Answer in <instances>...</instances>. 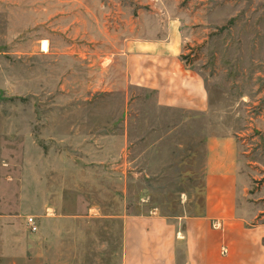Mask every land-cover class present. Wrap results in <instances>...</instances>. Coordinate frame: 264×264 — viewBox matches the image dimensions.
<instances>
[{
	"label": "rangeland",
	"instance_id": "1",
	"mask_svg": "<svg viewBox=\"0 0 264 264\" xmlns=\"http://www.w3.org/2000/svg\"><path fill=\"white\" fill-rule=\"evenodd\" d=\"M159 57L207 112L159 104ZM224 135L264 207V0H0V264H121L116 218L193 212Z\"/></svg>",
	"mask_w": 264,
	"mask_h": 264
},
{
	"label": "crops",
	"instance_id": "2",
	"mask_svg": "<svg viewBox=\"0 0 264 264\" xmlns=\"http://www.w3.org/2000/svg\"><path fill=\"white\" fill-rule=\"evenodd\" d=\"M144 77L165 107L207 112L204 82L179 60L154 59ZM144 68V67H143ZM238 142L213 136L205 145L204 201L166 216L158 209L121 220V264H264V207L239 201L245 186Z\"/></svg>",
	"mask_w": 264,
	"mask_h": 264
},
{
	"label": "built area",
	"instance_id": "3",
	"mask_svg": "<svg viewBox=\"0 0 264 264\" xmlns=\"http://www.w3.org/2000/svg\"><path fill=\"white\" fill-rule=\"evenodd\" d=\"M27 224L30 227L31 231L37 232L38 231V225H37V221L34 217H30L27 219Z\"/></svg>",
	"mask_w": 264,
	"mask_h": 264
},
{
	"label": "bare ground",
	"instance_id": "4",
	"mask_svg": "<svg viewBox=\"0 0 264 264\" xmlns=\"http://www.w3.org/2000/svg\"><path fill=\"white\" fill-rule=\"evenodd\" d=\"M42 51L43 52H48V43L45 41L42 44Z\"/></svg>",
	"mask_w": 264,
	"mask_h": 264
}]
</instances>
